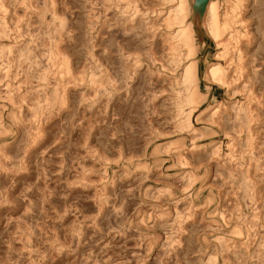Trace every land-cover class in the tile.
Listing matches in <instances>:
<instances>
[{"label":"rangeland","instance_id":"rangeland-1","mask_svg":"<svg viewBox=\"0 0 264 264\" xmlns=\"http://www.w3.org/2000/svg\"><path fill=\"white\" fill-rule=\"evenodd\" d=\"M162 1L0 0V264H264V0L239 9L229 89L204 78L211 0H189L207 97L187 128Z\"/></svg>","mask_w":264,"mask_h":264},{"label":"bare ground","instance_id":"bare-ground-1","mask_svg":"<svg viewBox=\"0 0 264 264\" xmlns=\"http://www.w3.org/2000/svg\"><path fill=\"white\" fill-rule=\"evenodd\" d=\"M244 1L245 0H227L226 6L222 8L218 0H211L209 2V5L205 13L204 27L206 29L207 35L214 40L216 45V51L214 53L215 61L212 62L203 71L204 78L209 83H214L221 87L224 86L218 83L226 82L228 85L227 87L224 88H228V89L230 88L231 83H233L234 81L231 78L232 76L231 74L234 72L233 75L235 74L237 76V74H240L241 77L245 73L244 70H246V64L244 63V58H245L244 48L247 45L248 39L246 40L247 31L245 29L246 26H244L245 18L243 19V17H241V13L239 10L242 8ZM162 2H163L162 4H165L167 7L164 13L162 14L164 15L162 16L163 21L161 20L163 24L167 25L165 30L171 31L173 29L174 30L176 29V31H174L173 37L176 38L182 37L183 40L185 41L184 44L188 52V57L185 62L182 59H179L176 60L175 63H178L179 65L183 64L181 71L182 74L179 79L180 92L184 96L185 92L187 90L188 91L190 90L188 97V103L190 109L188 112H186V115H184L182 122L186 128L190 126L192 127L191 119L194 117L195 112L198 110V107L206 99L207 94H204L200 89V80H201V73L199 72L200 48L198 45V36H196L197 34L194 28V24L189 19L191 15V4L189 0H163ZM177 19H180V23H181L180 27ZM229 49L232 50L233 55H230ZM67 66H68L67 72H69L70 71L69 63ZM251 94L252 93H250L247 96L246 100H244L242 103L237 102L238 105L242 108V110L245 109L247 110L246 111L247 115L250 116L247 119L250 120L253 117L254 114L253 111L256 110V104H258L257 103L258 101L256 102V97H253ZM258 98L259 97H257V99ZM183 101H185V97ZM221 107L222 104H218L214 106V109L212 110L209 118H212L213 115L219 113L221 111ZM202 118H203L202 114L200 113L197 116V119H202ZM193 135L195 137L196 133L195 134L193 133ZM252 137H253V133H252ZM234 140L231 139L229 140V142H227L228 143L227 147L228 150L230 151V153L228 154H231L235 150V146L237 142H235ZM221 146L222 144L220 143V145L215 147L214 150H212L213 153L215 154L219 152L221 150Z\"/></svg>","mask_w":264,"mask_h":264}]
</instances>
